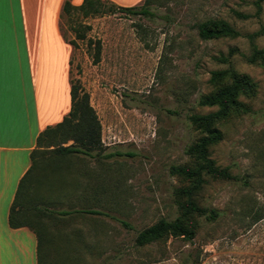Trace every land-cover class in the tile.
I'll use <instances>...</instances> for the list:
<instances>
[{
    "label": "rangeland",
    "instance_id": "1",
    "mask_svg": "<svg viewBox=\"0 0 264 264\" xmlns=\"http://www.w3.org/2000/svg\"><path fill=\"white\" fill-rule=\"evenodd\" d=\"M151 3L152 18L111 12L119 5L107 0L97 14L77 13L60 21L65 42L74 41L70 85L89 97L101 126L102 153L120 156L92 160L88 195L78 194L80 178L58 188L63 208L100 214L58 217L55 222L63 228L53 226L51 232L63 236L45 244L42 264L48 257L54 264H207L215 252L264 254V69L245 59L252 52L248 35L257 34L254 45L264 51V0ZM207 19L224 21L241 36L202 41L195 25ZM80 33L84 37L76 38ZM229 67L248 76L257 91L241 100L248 111L216 125L222 139L208 150L216 166L236 177L206 178L195 197L217 219L196 218L193 242L167 237L137 247L139 231L180 215L173 191L189 183L169 169L193 166L185 150L202 133L190 125L189 116L217 110L197 101L212 91L211 72ZM42 156L51 154L46 150ZM47 192L49 208H55L51 189ZM218 260L247 264L248 255H220Z\"/></svg>",
    "mask_w": 264,
    "mask_h": 264
},
{
    "label": "crops",
    "instance_id": "2",
    "mask_svg": "<svg viewBox=\"0 0 264 264\" xmlns=\"http://www.w3.org/2000/svg\"><path fill=\"white\" fill-rule=\"evenodd\" d=\"M109 1L124 7L142 0ZM63 2L0 0V264H42L40 255L45 244L53 242L55 236L62 238V231L53 233L51 227L63 228L55 222L63 217L46 216L35 210L36 207L53 213L93 211L63 208L64 199L56 196L65 182H76L79 178L78 194L88 195L93 158L47 156L39 159L41 166L32 167L31 153L38 136L61 123L71 107L72 49L60 27ZM81 2L71 0L75 6ZM27 174L30 181L26 184L24 199L33 203L34 208L27 214L22 209L15 217L21 226L12 228L10 208L19 183ZM49 188L50 203L55 208L48 205ZM28 217L34 225L38 224V232L26 223ZM248 246L251 249L255 243ZM220 255H248L247 264H264V254L251 250L244 254L215 252L208 255L211 259L207 258V264H220ZM48 258L45 264H54L53 258Z\"/></svg>",
    "mask_w": 264,
    "mask_h": 264
},
{
    "label": "trees",
    "instance_id": "3",
    "mask_svg": "<svg viewBox=\"0 0 264 264\" xmlns=\"http://www.w3.org/2000/svg\"><path fill=\"white\" fill-rule=\"evenodd\" d=\"M106 1L82 0L80 5L75 6L71 3V0H64L60 18L62 20L65 16L71 19L77 13L82 14L83 17L97 14ZM151 4V0H144L141 5L137 4L131 7L119 6L112 8L110 11L116 12L117 10L132 16L152 18L154 13L149 8ZM195 29L198 38L202 41L219 38L233 39L241 36L239 31L224 21L214 19H207L197 23ZM76 36L78 39L84 37L81 33ZM256 36L257 34L247 36L252 44V52L245 59L247 63L259 64L264 69V51L254 45V38ZM68 44L74 45V41ZM230 56L231 52L229 53ZM209 84L212 86V91L200 96L197 104L200 107H216L217 110L206 115L189 116L190 125L199 129L202 133V138L188 146L185 150V155L192 159L193 166H172L169 169L171 175L180 177L189 183L187 187L177 188L173 191L174 204L180 211V215L174 220L161 218L151 226L139 231L134 241L137 247L154 244L167 237L181 238L184 241L193 242L199 227L196 218L206 216V222L217 219V213L215 211L208 213L206 208L198 206L195 201L196 195L206 183L205 179L236 180V177L228 172V168L216 166L215 162L210 159L208 150L210 147L218 144L222 139V133L216 125L238 111H248L249 109L245 107L241 100L243 98L254 97L257 86L248 76L238 74L230 67L211 72ZM70 98V111L63 121L53 128H47L38 136L36 147L31 153L33 169L42 165V161L40 162L39 159L45 157L42 155L46 150L50 152L51 156L81 155L93 159L96 157L99 159H107L113 156H120V154L116 153H102L101 126L94 109L89 103L88 95L79 91L76 86L71 85ZM57 135L60 137L55 139ZM68 141L72 143L65 146ZM29 181L27 174L19 183L15 201L9 213V224L12 228L21 226L15 217L22 212V209L27 214L29 209L34 208L33 203H29L24 199V190ZM35 210H38L39 213H43L46 216L57 214L58 216L64 217L79 213L77 211L53 213L38 207ZM83 213L100 214L97 211H83ZM26 223L38 232V224L34 225L29 217L26 218Z\"/></svg>",
    "mask_w": 264,
    "mask_h": 264
}]
</instances>
